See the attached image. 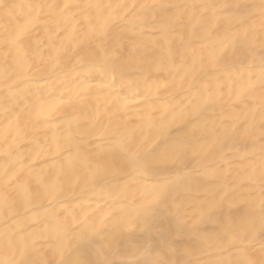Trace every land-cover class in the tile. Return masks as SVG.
Here are the masks:
<instances>
[{"label":"bare ground","instance_id":"1","mask_svg":"<svg viewBox=\"0 0 264 264\" xmlns=\"http://www.w3.org/2000/svg\"><path fill=\"white\" fill-rule=\"evenodd\" d=\"M262 200L264 0H0V261L259 260Z\"/></svg>","mask_w":264,"mask_h":264},{"label":"snow or ice","instance_id":"2","mask_svg":"<svg viewBox=\"0 0 264 264\" xmlns=\"http://www.w3.org/2000/svg\"><path fill=\"white\" fill-rule=\"evenodd\" d=\"M257 229L254 222L250 223V225L240 234H233L232 239L234 241H239L242 239H247L249 235H255ZM259 234L262 239H264V200L261 201V208L259 213ZM0 264H6L4 261H0ZM241 264H264V257L259 260L253 259H245L241 262Z\"/></svg>","mask_w":264,"mask_h":264}]
</instances>
